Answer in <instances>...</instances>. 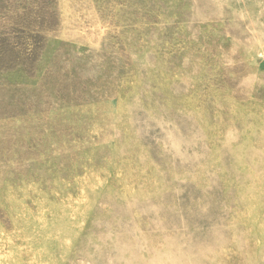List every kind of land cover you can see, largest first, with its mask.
I'll list each match as a JSON object with an SVG mask.
<instances>
[{
  "label": "rangeland",
  "instance_id": "rangeland-1",
  "mask_svg": "<svg viewBox=\"0 0 264 264\" xmlns=\"http://www.w3.org/2000/svg\"><path fill=\"white\" fill-rule=\"evenodd\" d=\"M0 264H264V0H0Z\"/></svg>",
  "mask_w": 264,
  "mask_h": 264
}]
</instances>
